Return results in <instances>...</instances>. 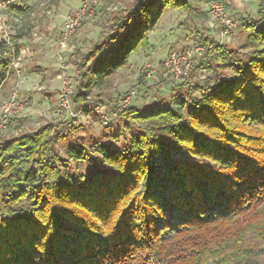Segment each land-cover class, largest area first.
<instances>
[{
	"label": "trees",
	"instance_id": "trees-1",
	"mask_svg": "<svg viewBox=\"0 0 264 264\" xmlns=\"http://www.w3.org/2000/svg\"><path fill=\"white\" fill-rule=\"evenodd\" d=\"M196 8L197 0H134L78 53L74 102L104 106L94 88L151 47L168 10ZM258 15L241 20V50L202 40L207 58L182 78L188 96L177 106L121 111L135 128L123 150L101 145L98 159L74 145L64 159L55 143L67 138L61 125L76 129L70 121L0 136V264H264V0ZM10 39L14 48L0 42V89L20 55ZM199 67L212 83L194 80ZM71 158L86 163L85 176L65 172Z\"/></svg>",
	"mask_w": 264,
	"mask_h": 264
},
{
	"label": "rangeland",
	"instance_id": "rangeland-1",
	"mask_svg": "<svg viewBox=\"0 0 264 264\" xmlns=\"http://www.w3.org/2000/svg\"><path fill=\"white\" fill-rule=\"evenodd\" d=\"M133 1L103 0L96 12L77 28L64 48L60 45L64 19L80 7L82 0H27L26 4L15 0L0 5V42L4 37L15 36L18 47L23 50L15 69L11 70L0 89V109L13 93H17L22 109L7 126H0V136L32 132L51 122L70 121L76 129L61 125L59 131H64L67 138L55 143V148L64 159L69 158L67 151L74 145L85 147L98 159V147L101 145L109 146L112 150H123L134 137L135 128L127 126L119 115L121 111L129 107L144 112L166 105L177 106L180 96H188V87H184L182 79H175L164 67V61L171 52L193 51V66L207 58L206 47L202 44L204 38L241 50L247 38L240 27L241 20L259 17V0H229L228 9L237 28L231 35H224L221 24L210 16L209 0H197L193 15L168 10L156 29L149 33L151 47L133 54L128 66L120 70L107 86L94 88V96L101 97L104 106L88 103L87 107L91 109L88 110L71 97V111L60 116L57 109L63 80L69 77L76 85L81 81L77 67L80 61L78 53L86 54L101 41L114 16L129 9ZM16 5H26L30 11L26 16L17 15L12 9ZM23 37L25 39L19 41ZM41 46L51 53L50 69L33 58V52ZM198 47H203V50ZM194 73L195 81L202 84L213 82L214 75L206 68L199 67ZM128 95H131V99L125 104L124 99ZM95 107L100 110L97 111ZM14 119L21 120L14 122ZM172 155L175 159H184L183 154L176 150L172 151ZM64 170L82 177L87 174V165L84 161L71 158L70 166Z\"/></svg>",
	"mask_w": 264,
	"mask_h": 264
},
{
	"label": "built area",
	"instance_id": "built-area-1",
	"mask_svg": "<svg viewBox=\"0 0 264 264\" xmlns=\"http://www.w3.org/2000/svg\"><path fill=\"white\" fill-rule=\"evenodd\" d=\"M15 0L0 1L2 4H10ZM103 0H82V3L78 9L72 11L66 15L63 26L60 31L61 39L60 45L64 48L68 45V42L72 39L77 28L81 26L82 22L89 16H92L98 6L102 4ZM229 0H209V12L210 16L215 22H219L222 26V33L224 35H231L237 28V24L233 19L232 14L228 9ZM9 46L15 47L16 45L11 41L10 37H4ZM199 50H203V47H198ZM192 55L193 51L187 50L183 52L173 51L167 59L164 61V67L175 79H182L186 77L192 68ZM20 55H13L11 62V69H15L16 61ZM75 91V82L73 79L66 77L62 82L61 94L58 103L57 113L60 116H64L67 111H71V95ZM131 95H128L124 102L128 104L130 102ZM90 109V106L88 107ZM22 109L17 93H13L1 106L0 109V126H7L12 117ZM97 111L100 109L95 107Z\"/></svg>",
	"mask_w": 264,
	"mask_h": 264
},
{
	"label": "crops",
	"instance_id": "crops-1",
	"mask_svg": "<svg viewBox=\"0 0 264 264\" xmlns=\"http://www.w3.org/2000/svg\"><path fill=\"white\" fill-rule=\"evenodd\" d=\"M17 39H18V37H17ZM23 39H25V37H23V38H19V41L20 40H23ZM35 47H37V46H35ZM40 47V46H39ZM37 48V49H35V52H33V58L34 59H38L39 60V62H41V63H43L44 65H45V68L47 69H50L51 68V62H52V59L51 58H49V55L51 54L50 52H48V49L46 50V51H44V49H46L44 46H41V48ZM20 48V47H19ZM23 50L20 48V53L22 52ZM38 54H41L40 55V57L38 56ZM21 55V54H20ZM37 55V56H36ZM43 55H45L44 57H43ZM19 58H20V56H19ZM41 58V59H40ZM31 61H33V59L31 60ZM52 69H54V67L52 68ZM12 70V69H11ZM11 72V71H10ZM9 72V73H10Z\"/></svg>",
	"mask_w": 264,
	"mask_h": 264
}]
</instances>
